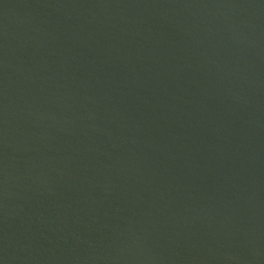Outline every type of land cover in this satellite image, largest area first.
I'll return each mask as SVG.
<instances>
[{"label": "water", "instance_id": "1", "mask_svg": "<svg viewBox=\"0 0 264 264\" xmlns=\"http://www.w3.org/2000/svg\"><path fill=\"white\" fill-rule=\"evenodd\" d=\"M0 264H264V0H0Z\"/></svg>", "mask_w": 264, "mask_h": 264}]
</instances>
